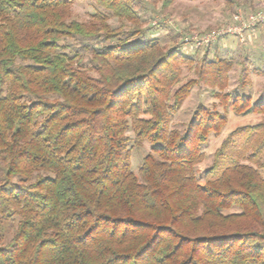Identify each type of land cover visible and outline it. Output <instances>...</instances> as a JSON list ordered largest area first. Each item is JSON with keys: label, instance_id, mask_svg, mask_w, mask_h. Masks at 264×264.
Segmentation results:
<instances>
[{"label": "trees", "instance_id": "obj_1", "mask_svg": "<svg viewBox=\"0 0 264 264\" xmlns=\"http://www.w3.org/2000/svg\"><path fill=\"white\" fill-rule=\"evenodd\" d=\"M76 1L0 0V264H264V120L233 130L202 177L226 113L201 105L171 127L199 81L237 116H264V99L225 93L233 66L211 47L196 60L139 41V0H94L87 21Z\"/></svg>", "mask_w": 264, "mask_h": 264}, {"label": "rangeland", "instance_id": "obj_2", "mask_svg": "<svg viewBox=\"0 0 264 264\" xmlns=\"http://www.w3.org/2000/svg\"><path fill=\"white\" fill-rule=\"evenodd\" d=\"M166 0H139L136 5L137 13L144 22L145 33L138 39L141 42L158 40L166 47L180 46V53L194 57L199 60L206 54V48L201 49L197 56L189 47L182 46V37L190 33H203L218 30L231 23L234 13L238 10L243 13L258 12L264 10V0H173L169 7L165 6ZM97 12H104L94 0H77L72 8L73 19L87 21ZM115 28L120 26L117 19L110 21ZM259 30H264L259 27ZM257 33V32H256ZM246 34L245 42L241 43L235 38H229L209 50L210 59L215 55L232 63V69L228 76V87L225 93H242L251 95L254 102L264 99V34L252 43L249 42ZM69 51L75 54L82 46L78 39L67 40ZM87 45L100 47L96 43ZM84 61H89L90 52L82 51ZM198 76L188 69L183 70L182 84L189 80H197ZM248 80L245 89H242L244 80ZM222 100L214 98L212 88L204 81H199L193 88L189 98L184 102L181 110L175 115L172 128L184 130L192 120L197 109L203 105L212 108L214 105L222 113H226L228 124L220 137H212L203 148L205 159L198 166V176L202 177L208 168L213 164L214 153L220 147L227 136L236 128L245 125H254L262 120L264 116L249 113L237 116L220 104ZM151 147L144 144L140 148L132 150L133 171L138 174L143 158L149 153ZM1 166V165H0ZM17 224L11 223L8 227L7 239H10Z\"/></svg>", "mask_w": 264, "mask_h": 264}, {"label": "built area", "instance_id": "obj_3", "mask_svg": "<svg viewBox=\"0 0 264 264\" xmlns=\"http://www.w3.org/2000/svg\"><path fill=\"white\" fill-rule=\"evenodd\" d=\"M259 27H264V10L251 13H243V11L238 10L234 13L231 23L221 29L185 34L182 37V45L190 49H203L231 37L244 43L246 34H254Z\"/></svg>", "mask_w": 264, "mask_h": 264}, {"label": "crops", "instance_id": "obj_4", "mask_svg": "<svg viewBox=\"0 0 264 264\" xmlns=\"http://www.w3.org/2000/svg\"><path fill=\"white\" fill-rule=\"evenodd\" d=\"M264 28V27H263ZM264 34V30H259L257 31V33L255 32L254 34H249L247 36L249 42H253L255 41L257 38L259 39L262 35Z\"/></svg>", "mask_w": 264, "mask_h": 264}]
</instances>
